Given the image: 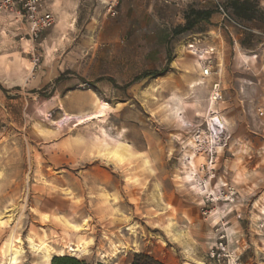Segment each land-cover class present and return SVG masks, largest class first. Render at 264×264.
<instances>
[{
	"label": "rangeland",
	"instance_id": "1",
	"mask_svg": "<svg viewBox=\"0 0 264 264\" xmlns=\"http://www.w3.org/2000/svg\"><path fill=\"white\" fill-rule=\"evenodd\" d=\"M52 1L37 36L0 14V264L11 244L17 264H44V246L92 264H225L208 257L217 229L230 264H264V0L234 23L208 0L209 20L178 33L203 2L151 0L137 24L100 0ZM194 38L213 48L206 77Z\"/></svg>",
	"mask_w": 264,
	"mask_h": 264
},
{
	"label": "built area",
	"instance_id": "2",
	"mask_svg": "<svg viewBox=\"0 0 264 264\" xmlns=\"http://www.w3.org/2000/svg\"><path fill=\"white\" fill-rule=\"evenodd\" d=\"M120 1L121 0H100L106 14L110 16H115L118 13ZM214 1L216 2L221 20L234 23V20H232L225 7L217 0ZM42 2L43 0H0V14H23L28 21L32 35L37 36L40 31L51 26L54 21L53 13L50 10H43ZM186 46L189 52L196 54L202 59V77L210 75L212 66L209 62L210 57L213 54V48L201 47L199 45V40L195 38L187 42ZM212 94L214 99L220 98L219 83L216 82L213 84ZM260 111L264 113V109ZM233 193L234 192H232V194ZM217 231V239L209 250L208 257L215 263L223 262L225 264H230L231 261H236L238 256H236L235 250L230 247L227 231L225 229H217Z\"/></svg>",
	"mask_w": 264,
	"mask_h": 264
},
{
	"label": "trees",
	"instance_id": "3",
	"mask_svg": "<svg viewBox=\"0 0 264 264\" xmlns=\"http://www.w3.org/2000/svg\"><path fill=\"white\" fill-rule=\"evenodd\" d=\"M229 8V10H228ZM225 9L233 17L242 20H252L257 17V14L261 12V9L256 3V0H228ZM264 13V12H263ZM213 10H203L197 8H189L185 13V25L175 32H183L192 29L198 22L203 20H209ZM170 58H168V62ZM49 264H92L84 259H79L70 255H57L53 256ZM102 264V263H97ZM130 264H165L163 261L145 254V253H135L130 261Z\"/></svg>",
	"mask_w": 264,
	"mask_h": 264
},
{
	"label": "bare ground",
	"instance_id": "4",
	"mask_svg": "<svg viewBox=\"0 0 264 264\" xmlns=\"http://www.w3.org/2000/svg\"><path fill=\"white\" fill-rule=\"evenodd\" d=\"M213 100V99H212ZM210 106V105H209ZM212 106V105H211ZM210 106V107H211ZM212 109V108H211ZM98 115L97 114H93V113H89L87 115H83V116H80L78 117V120H80L78 123H81V119L83 120H87V119H93L95 117H97ZM215 118V123L211 122V120ZM210 122L213 126V129L217 130L219 128L221 129H224L225 128V125L222 123V118H220L219 116H214L210 119ZM217 128V129H216ZM219 129V130H221ZM211 131V130H210ZM220 133V132H219ZM216 135V134H215ZM212 136V135H211ZM214 136V135H213ZM212 136V137H213ZM220 136V135H219ZM210 138V137H209ZM217 142V141H216ZM213 143V142H212ZM119 144V142H118ZM209 144V143H208ZM118 147V146H117ZM116 147V148H117ZM121 147V146H119ZM118 149V148H117ZM127 149V148H126ZM121 150V149H120ZM116 160V159H115ZM189 179V178H188ZM159 195V194H158ZM10 211V210H9ZM263 211V210H262ZM264 212V211H263ZM6 216V215H5ZM1 221V220H0ZM31 239V238H30ZM33 241V239H32ZM34 242V241H33ZM62 243V241H61ZM72 243V242H71ZM86 244L87 242H84V241H80L78 242L76 245H72V244H69L67 246V248L69 249L70 252H73V253H76V252H80V253H83L85 254L86 253ZM62 246V244H61ZM50 247V246H49ZM114 247V246H113ZM52 248V247H51ZM62 248V247H61ZM64 249V248H63ZM32 251V250H31ZM40 251V250H39ZM43 251H44V254H43V262L44 264H49L50 263V260L52 258V254L49 250L48 247H43ZM64 251V250H63ZM116 251V250H115ZM33 253V252H32ZM21 254V247L20 246H16V245H13L11 244L10 247H9V252H8V261H7V264H17L18 263V260H19V256ZM58 255H63L62 253H58ZM102 255V254H101ZM104 255V254H103ZM37 258V257H36ZM37 261V260H36ZM40 261V260H39Z\"/></svg>",
	"mask_w": 264,
	"mask_h": 264
},
{
	"label": "crops",
	"instance_id": "5",
	"mask_svg": "<svg viewBox=\"0 0 264 264\" xmlns=\"http://www.w3.org/2000/svg\"><path fill=\"white\" fill-rule=\"evenodd\" d=\"M48 1L49 0H47L46 5L52 7L53 1L52 0H51L52 2H48ZM150 1L151 0H121L118 6L119 15L123 17H126L128 15L134 16L136 17L134 20L135 23L142 24L144 22V19L150 16L151 5H153V3L152 4L150 3ZM200 2L204 3V5H200L201 9L203 10L210 9L208 0H200ZM240 248L244 249V246Z\"/></svg>",
	"mask_w": 264,
	"mask_h": 264
}]
</instances>
